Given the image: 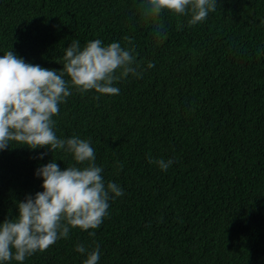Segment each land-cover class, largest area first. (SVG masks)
I'll return each instance as SVG.
<instances>
[{"label":"trees","instance_id":"obj_1","mask_svg":"<svg viewBox=\"0 0 264 264\" xmlns=\"http://www.w3.org/2000/svg\"><path fill=\"white\" fill-rule=\"evenodd\" d=\"M144 2L0 0V56L59 71L73 40L99 39L134 48L141 73L115 82L118 95L69 85L55 133L90 140L105 185L124 195L98 229H71L23 264H84L78 244H98V264H264V0H217L192 26L168 10L145 19ZM52 159L83 166L62 149L0 151V223L43 191L35 172Z\"/></svg>","mask_w":264,"mask_h":264},{"label":"clouds","instance_id":"obj_2","mask_svg":"<svg viewBox=\"0 0 264 264\" xmlns=\"http://www.w3.org/2000/svg\"><path fill=\"white\" fill-rule=\"evenodd\" d=\"M216 8L217 0H145L142 15L152 19L168 10L180 16L190 15L188 24L192 26L203 23ZM161 31L162 26L155 24L158 40ZM125 41L131 43L128 37ZM133 52L134 48H122L117 42L104 45L95 39L81 47L78 40H73L65 49L59 71L27 63L13 50L0 56V151L10 148L11 142L29 150L46 148L53 153L62 149L72 154L77 165H83L62 170L52 159L36 169L43 191L26 195L24 201L16 204L15 218L0 223V264L12 260L23 264L33 254L67 239L71 229H98L108 215L109 200L124 195L117 183L105 185L103 169L95 164V149L90 140L76 136L58 138L53 117L72 94L69 85L79 93L95 90L99 94L118 95L120 89L113 86L115 82L129 74H141ZM147 67L154 64L150 62ZM44 155L41 153L38 158ZM148 159L162 171L173 164L172 159ZM89 235L94 237L95 231ZM76 251L87 253L84 264H98L100 260L98 244L90 252L78 244Z\"/></svg>","mask_w":264,"mask_h":264}]
</instances>
